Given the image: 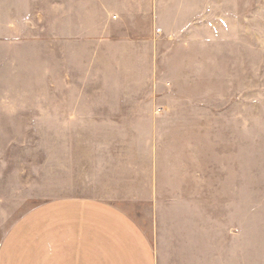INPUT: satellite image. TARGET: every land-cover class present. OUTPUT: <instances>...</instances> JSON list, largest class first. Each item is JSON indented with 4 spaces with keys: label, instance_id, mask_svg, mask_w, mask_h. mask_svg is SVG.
Segmentation results:
<instances>
[{
    "label": "crops",
    "instance_id": "1",
    "mask_svg": "<svg viewBox=\"0 0 264 264\" xmlns=\"http://www.w3.org/2000/svg\"><path fill=\"white\" fill-rule=\"evenodd\" d=\"M57 14L59 98L24 112L0 264H205V0Z\"/></svg>",
    "mask_w": 264,
    "mask_h": 264
},
{
    "label": "rangeland",
    "instance_id": "2",
    "mask_svg": "<svg viewBox=\"0 0 264 264\" xmlns=\"http://www.w3.org/2000/svg\"><path fill=\"white\" fill-rule=\"evenodd\" d=\"M60 51L57 0H0V181L23 179L24 112L59 98ZM202 98L205 264H264V0H205Z\"/></svg>",
    "mask_w": 264,
    "mask_h": 264
}]
</instances>
